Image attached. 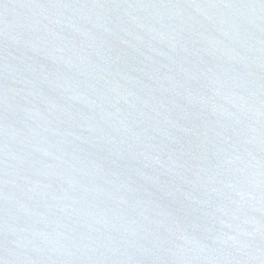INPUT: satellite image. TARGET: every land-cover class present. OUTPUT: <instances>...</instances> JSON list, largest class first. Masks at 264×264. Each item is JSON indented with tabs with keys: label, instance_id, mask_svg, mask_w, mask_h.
I'll return each instance as SVG.
<instances>
[{
	"label": "water",
	"instance_id": "water-1",
	"mask_svg": "<svg viewBox=\"0 0 264 264\" xmlns=\"http://www.w3.org/2000/svg\"><path fill=\"white\" fill-rule=\"evenodd\" d=\"M0 264H264V0H0Z\"/></svg>",
	"mask_w": 264,
	"mask_h": 264
}]
</instances>
